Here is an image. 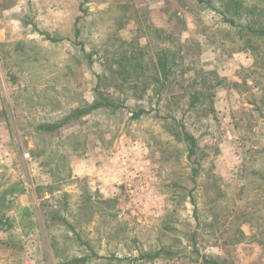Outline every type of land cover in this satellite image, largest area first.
I'll return each mask as SVG.
<instances>
[{"label":"rangeland","instance_id":"obj_1","mask_svg":"<svg viewBox=\"0 0 264 264\" xmlns=\"http://www.w3.org/2000/svg\"><path fill=\"white\" fill-rule=\"evenodd\" d=\"M207 1L0 0V84L31 115L111 102L30 140L7 101L0 264H264V38L219 22L239 7L264 26V0Z\"/></svg>","mask_w":264,"mask_h":264},{"label":"trees","instance_id":"obj_2","mask_svg":"<svg viewBox=\"0 0 264 264\" xmlns=\"http://www.w3.org/2000/svg\"><path fill=\"white\" fill-rule=\"evenodd\" d=\"M198 2H206L207 0H197ZM241 8H223V12L221 13V18L219 20L220 23L229 25L230 27L238 28V34L239 35H246V36H257V37H263L264 38V26H257L256 22L253 20L251 15L247 16V12H243L240 10ZM252 11V10H251ZM239 18V20H237ZM169 59L165 57V59L161 60V62L158 63V68L160 70V74L162 76V80H166L168 74L170 73L171 66H168ZM111 102L101 99H96L92 103L86 104L84 106H79L73 108L68 114H66L61 120L57 121L56 123L52 124H46L43 127L47 131H52L55 129H58L61 126L68 125L70 122L78 120L79 118L90 114L92 111L99 109L103 106L109 105ZM194 101H192L189 105H193ZM143 113H145V110L139 109L136 112L132 113V117L138 118ZM183 128V127H182ZM183 137L188 142V159L192 161V163L195 164V167H198V161L196 160L195 153L196 149L198 147L196 138L190 134L189 132L183 130ZM197 169V168H196ZM194 168V172L196 170ZM26 211V210H25ZM26 213H28L26 211ZM55 217V216H54ZM59 221H66L65 218L60 217L58 218ZM10 225L6 221H2L0 219V229H7ZM163 253H170L169 251H166L164 248H159L158 250H155L154 252H142L137 258L138 259H145L146 261L152 262L155 260L161 259V255ZM132 258V259H137ZM86 257H80V258H73L65 264H77L79 262H85ZM214 264H220V262H213Z\"/></svg>","mask_w":264,"mask_h":264},{"label":"crops","instance_id":"obj_3","mask_svg":"<svg viewBox=\"0 0 264 264\" xmlns=\"http://www.w3.org/2000/svg\"><path fill=\"white\" fill-rule=\"evenodd\" d=\"M16 9L17 8H11L10 10L16 11ZM13 25H14L13 22L10 21L7 23V25L4 26V28L1 29V34H2V39H3L2 41H4V43H6V44H12L13 43V41L8 37L9 33H11V34L14 33L13 32V27H14ZM41 34H43V33H41ZM45 39L49 40V42H52V43L59 40V39H57V38H55L49 34H46ZM20 41H21L20 43L22 44L23 40H20ZM23 56H25V55H23ZM22 58H23V60H29L28 58H25V57H22ZM25 69H27V68H24L22 70H25ZM15 73L10 72L11 77L18 75ZM20 88H21V90H19V87L17 85L14 86L13 83H12L11 87H6L5 85L0 84V136L2 135L0 137V139H1L0 141L9 140V136H7L5 131H4V133H2L4 130V127L7 125V119H5V107H6V104H8V102L11 105L10 106L11 110L15 114V118H13V120H15V123L17 122V120H19L23 125L26 126V128H24L25 130L24 131L21 130V131L23 134L28 133L27 138L32 140L33 135L35 137L40 136V137L45 138V139L51 138V137H57L59 135V132H57V129L54 130L55 134H53V136H50L47 133V130L43 126L46 124L56 123L59 120H56L53 122V120L46 119L45 115H41V113H37V112H33V115H31V112H30L31 111V106H30L31 104H30L29 94H27V90L26 91L22 90V89H24L23 87H20ZM55 95H57V94H55ZM56 99L62 100L63 97H61V98L58 97ZM60 112H61V110H60ZM66 114H68V112H66L65 115ZM10 123H11V121H10ZM66 126L67 125L61 126L58 128V131H60V134L63 133L62 129ZM1 129H2V131H1ZM33 129L37 133L33 132ZM38 129H40V130H38ZM43 130H45V132ZM68 159L69 158L66 157V161H65L66 165L69 162ZM74 161H72V163H71L72 166H73ZM85 165H86L85 159L79 160L77 170H76V166H73L75 173H77L78 175L90 174L91 170L88 169V167H86ZM2 185H3V183H1V186Z\"/></svg>","mask_w":264,"mask_h":264}]
</instances>
